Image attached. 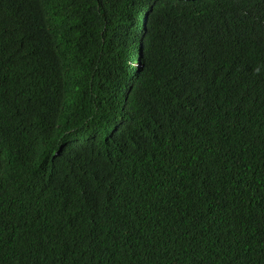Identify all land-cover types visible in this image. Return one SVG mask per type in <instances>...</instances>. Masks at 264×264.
Segmentation results:
<instances>
[{"label":"trees","instance_id":"trees-1","mask_svg":"<svg viewBox=\"0 0 264 264\" xmlns=\"http://www.w3.org/2000/svg\"><path fill=\"white\" fill-rule=\"evenodd\" d=\"M0 264H264V0H0Z\"/></svg>","mask_w":264,"mask_h":264},{"label":"clouds","instance_id":"clouds-1","mask_svg":"<svg viewBox=\"0 0 264 264\" xmlns=\"http://www.w3.org/2000/svg\"><path fill=\"white\" fill-rule=\"evenodd\" d=\"M134 63H135V62H134ZM134 63H133V64H134ZM135 65H136L138 68L140 67V66H139V63H135Z\"/></svg>","mask_w":264,"mask_h":264},{"label":"rangeland","instance_id":"rangeland-1","mask_svg":"<svg viewBox=\"0 0 264 264\" xmlns=\"http://www.w3.org/2000/svg\"><path fill=\"white\" fill-rule=\"evenodd\" d=\"M135 64V63H134Z\"/></svg>","mask_w":264,"mask_h":264}]
</instances>
